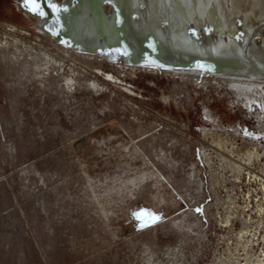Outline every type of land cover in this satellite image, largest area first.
Masks as SVG:
<instances>
[{
  "label": "rangeland",
  "instance_id": "374dc122",
  "mask_svg": "<svg viewBox=\"0 0 264 264\" xmlns=\"http://www.w3.org/2000/svg\"><path fill=\"white\" fill-rule=\"evenodd\" d=\"M34 7L0 0V22L50 51L68 48L65 71L73 65L80 75L62 89L57 77L19 78L14 55L0 48V264H146L151 253L166 264L167 250L183 264H211L226 247L242 256L247 240L261 254L264 136L237 171L227 159L252 149L245 130L256 133L258 122L236 90L206 84L209 71L185 80L76 49L53 37ZM177 85L185 89L169 102L163 93ZM203 129L233 149L212 147ZM226 211L235 213L228 223Z\"/></svg>",
  "mask_w": 264,
  "mask_h": 264
},
{
  "label": "water",
  "instance_id": "95a60500",
  "mask_svg": "<svg viewBox=\"0 0 264 264\" xmlns=\"http://www.w3.org/2000/svg\"><path fill=\"white\" fill-rule=\"evenodd\" d=\"M175 1L34 0L50 21V34L78 49L133 65L199 67L209 72L223 66L264 76V56L260 55L264 43L258 48L253 44L264 41V0H251L249 6L245 0H201L200 7L190 6L180 15L179 26L174 23L180 13ZM137 26L145 34L142 47L131 37ZM153 32L156 39L150 36ZM180 36L191 44L190 55L180 50ZM155 41L166 51L157 48ZM234 46L240 55L231 51Z\"/></svg>",
  "mask_w": 264,
  "mask_h": 264
},
{
  "label": "bare ground",
  "instance_id": "6f19581e",
  "mask_svg": "<svg viewBox=\"0 0 264 264\" xmlns=\"http://www.w3.org/2000/svg\"><path fill=\"white\" fill-rule=\"evenodd\" d=\"M245 4L249 6L250 4H252L251 0H245ZM190 6H193L194 8L200 7L201 0H176L175 1V6H174L175 10L177 11V13L180 10L179 15H177L178 18L176 19V21H174L175 26L177 25L179 26L182 23L183 19L180 17V15L184 14V12L186 13V11L188 12ZM257 12L258 11L256 10L255 13ZM242 17L244 20L247 19L245 15H242ZM135 29L136 30L134 33H132L131 37L134 38L138 46L142 47L143 46L142 41H145L144 40L145 34H142L140 32L139 26H137ZM20 33H23V32L14 24L0 22V48L7 52H12V55H14V60L11 59L10 62H11V66H14L12 68H15L16 66H18V70L22 72L20 73L19 78L28 79L29 81L33 82L36 79L44 78L47 76H51V77H48L42 80L43 81L47 79L50 80L53 77H57L56 80L60 88L62 87V85H64V83L66 84V87L75 88V82L77 81V78L80 75L79 73L80 70L76 66H73V65H71L70 72L65 71L66 67L64 68V65L66 63V57L70 56L71 54L70 50L66 47H59V46L57 47V45L53 44L52 46L54 47V51H50L51 48L45 47L42 44V42H40V40L38 39H35L33 41L26 40L25 38L19 35ZM150 36L156 39L158 35L156 34V32H153ZM186 39H187L186 36L178 37L177 44L180 45V50L190 55L192 53V47H191V44H187L188 42L186 43ZM262 40H264V38ZM260 43L262 44L264 43V41L254 42L253 44L254 46L258 48V46L260 47ZM155 44H157V48L161 49L162 52L166 51V48L163 45L162 46L158 45L160 43H157L155 41ZM232 49L231 51H234L239 55L241 54V51L238 50L236 46H234ZM80 50H83V49H80ZM177 51L178 50L176 49V52ZM260 55L264 56V50L260 51ZM83 56L86 59H90L92 57V55L90 54H84ZM98 60H99V57H97L96 61L98 62ZM226 62H229V61H226ZM135 66H137L139 70L149 72L151 74H155L157 69L159 68L155 66H140V65H135ZM160 69H162L164 73H169L172 75H179L181 76L182 79H185V80H195L196 78L201 76L202 70H204L199 67L160 68ZM210 72L212 73V77L211 79H207L205 81L206 84H209V83L216 84V82L214 81L216 79L220 80L217 83L227 84L231 89L236 90V97L238 98V100H241L243 102V105L246 108H249L250 110L253 109L254 113L256 114L255 116L257 117V122H258L257 132L253 133L248 130H245L246 135L250 136V138L252 139H256V142L253 144L254 146L252 147V149H246L243 152L237 153L236 154L237 157L234 158L233 161L225 158L233 165V167L237 169V171H241L243 169V165L245 164V158H249V156H251L252 154H256V156H258V148L261 146V141H262V140H258V138L264 136V127H262V124H261V122L264 120V76H261L257 74L256 72L247 73L243 70H232L231 68H227L223 66H221L218 70H213ZM42 80L40 81L41 83L43 82ZM89 81L93 84L96 83L94 82V80H89ZM184 89L185 88H182L181 86L179 87V85H177L176 87L174 86L171 89V94L163 93V97H165V99H168L170 102L174 98H177L176 95L178 92H183ZM206 113L207 115H209V112H206ZM202 132L205 136H209L211 138L210 145L212 147L221 148L223 146L227 147L229 145L231 149H233L234 144L232 140H230L229 138L222 137L219 131H216L213 129H203ZM202 151H203V156L206 162H208L209 157H208L207 152H205L204 149ZM263 151H264V148H263ZM192 165H193V169L197 171L196 167L194 166V163H192ZM210 175L211 177H213V183L217 185L218 180L216 178V175L213 174L212 172L210 173ZM195 176L197 177V174ZM197 179H198L197 190L198 189L200 190V188L202 187V181H201V178H197ZM212 191L214 193V198L216 200V203H218V199H219L218 192L216 189L214 190L213 187H212ZM232 215H235V213L231 214L230 212L226 211L222 218L223 221L225 223H228ZM246 222L247 220H245L244 218L243 219L244 228H243V231L241 230L238 232L239 237L244 235L243 233L247 231ZM251 245H253V243L249 242L248 240L246 243H242L239 245L238 248H240L241 253L243 254L242 256L239 255L238 249L236 248L235 249L233 248L234 252L232 251L230 247L229 248L226 247V249L223 250L222 252L215 251L211 264H264V250L261 249L262 251L261 254L253 255L252 250L254 248L251 247ZM167 253H168L167 256H170V258L166 264H181V263L183 264V262L179 260H172L173 254L171 255V251L167 250ZM223 253H225L227 257H224ZM153 255L154 253H151L148 255L146 264H165V263H160V261L154 260V258H152Z\"/></svg>",
  "mask_w": 264,
  "mask_h": 264
},
{
  "label": "snow or ice",
  "instance_id": "6c2138e0",
  "mask_svg": "<svg viewBox=\"0 0 264 264\" xmlns=\"http://www.w3.org/2000/svg\"><path fill=\"white\" fill-rule=\"evenodd\" d=\"M53 8H55V5H51ZM33 11H36L37 10V8L36 7H34L33 9H32ZM41 15H43V13H41Z\"/></svg>",
  "mask_w": 264,
  "mask_h": 264
}]
</instances>
